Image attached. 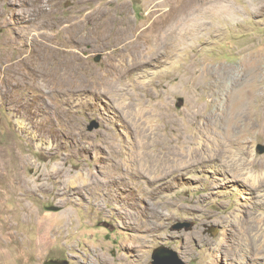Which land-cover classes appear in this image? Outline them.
I'll use <instances>...</instances> for the list:
<instances>
[{"label":"rangeland","instance_id":"rangeland-1","mask_svg":"<svg viewBox=\"0 0 264 264\" xmlns=\"http://www.w3.org/2000/svg\"><path fill=\"white\" fill-rule=\"evenodd\" d=\"M256 52L264 0H0V264H264V134L212 121Z\"/></svg>","mask_w":264,"mask_h":264},{"label":"bare ground","instance_id":"bare-ground-1","mask_svg":"<svg viewBox=\"0 0 264 264\" xmlns=\"http://www.w3.org/2000/svg\"><path fill=\"white\" fill-rule=\"evenodd\" d=\"M214 71L215 93H213L216 94L214 100L216 103L212 113V121L214 120L213 124L215 132L218 133L217 136L224 138L222 139L224 143H221L222 148H220V159L224 160L226 153L234 155L236 150H239L242 155H246L248 141H251L255 134H264V71L262 59L257 52L249 53L245 58H242L241 63L228 67L220 64ZM237 90L238 96L235 95ZM254 116L260 118L259 127ZM19 122L23 124V120H19ZM224 126L227 129L224 130ZM246 158V161L244 160L241 164L252 163L255 166L254 161ZM235 164L238 171L241 170L240 164L234 162L233 165L235 166ZM256 181L261 187L264 186L262 176H259ZM253 182L258 187L257 183ZM71 184L76 185L77 180H72Z\"/></svg>","mask_w":264,"mask_h":264},{"label":"water","instance_id":"water-1","mask_svg":"<svg viewBox=\"0 0 264 264\" xmlns=\"http://www.w3.org/2000/svg\"><path fill=\"white\" fill-rule=\"evenodd\" d=\"M101 59V54L96 57V60ZM99 126L96 120H93L89 125V129H94ZM261 152H264V144L258 145ZM182 225H178L181 227ZM153 264H187L178 254L176 250L171 247L160 245L156 247L153 251ZM44 264H70L68 259H49L44 262Z\"/></svg>","mask_w":264,"mask_h":264}]
</instances>
